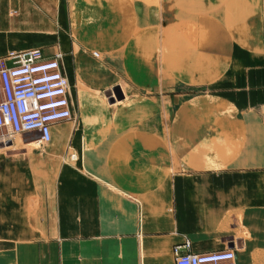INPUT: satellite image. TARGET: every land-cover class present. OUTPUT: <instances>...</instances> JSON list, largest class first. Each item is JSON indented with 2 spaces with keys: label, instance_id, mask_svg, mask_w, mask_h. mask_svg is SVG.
<instances>
[{
  "label": "crops",
  "instance_id": "0c3cea01",
  "mask_svg": "<svg viewBox=\"0 0 264 264\" xmlns=\"http://www.w3.org/2000/svg\"><path fill=\"white\" fill-rule=\"evenodd\" d=\"M12 1L22 20L44 23L29 24L28 38L44 37L48 57L62 53L78 122L55 124L51 142L67 132L57 154L79 158L33 180L31 208L10 200L31 213L29 228L13 246L0 243V264H174L185 238L190 252L223 249L185 230L226 227L231 211L239 264H264L263 0H164L205 11L194 19L193 68L157 43L161 29L138 20L129 0ZM118 84L126 97L111 103ZM182 86L207 91L189 98ZM179 165L189 172L172 174Z\"/></svg>",
  "mask_w": 264,
  "mask_h": 264
},
{
  "label": "rangeland",
  "instance_id": "374dc122",
  "mask_svg": "<svg viewBox=\"0 0 264 264\" xmlns=\"http://www.w3.org/2000/svg\"><path fill=\"white\" fill-rule=\"evenodd\" d=\"M163 2L164 0H129V8H134L132 11L134 12V16L138 20H142L146 23L149 22L151 25H154L155 23V26L161 27L159 24L162 20H160L161 18H158V14L161 13L162 8H166L169 5H172V3L163 5ZM143 13H146L147 16H142ZM194 19L195 16L190 18V21L187 20L186 17H183L181 19H177V21L175 20L174 22L180 23L184 22L185 20L191 23L193 22L192 25L194 27L196 26L195 28H198V26L194 22ZM172 21L170 22L166 20V22H168L167 25L169 26V24L173 23ZM29 24L34 28L39 29L43 26L44 23L39 19L29 20V22L22 20L20 12L17 8L14 7L12 0H0V57H3L7 54V52L11 50H25L29 48H39L49 45L44 37L28 38L27 34L30 32ZM48 26L51 25L48 24ZM160 29L161 35L157 36V43H166L171 46L176 53L177 61H179L182 66H189L191 63L195 64L196 61H198V57L200 55L197 53V51L195 53L192 51L186 54L183 51L184 47L181 48L176 44L175 34L170 28L161 27ZM197 40L198 37L196 38V41ZM198 45L199 44H196V47ZM92 54L95 57L99 56L98 52H92ZM116 88H118V90L123 95L122 99H125L126 96L124 93V86L122 84H118L110 88L109 91L111 93V96H113L114 89ZM176 88L178 89V86H176ZM182 89H184L183 92L189 98L197 95H203L207 91V89L203 88V86H182ZM107 99L109 100L108 94ZM115 101L120 100L115 99ZM67 122H69L67 126L72 127L74 124H77L78 117H76L75 115L72 120ZM57 134L58 138H54L51 143L43 145H30V143L32 141L34 142L35 140V136L31 134L11 135L6 134L5 131H0V139H6L0 142V174H3V176L0 178V189H2V191L5 189L7 205V212H5L4 215L2 213L0 214V218L5 216V223L4 225L0 226V240H3L0 243H5L7 247L13 246L23 238V232L27 231V229L29 228L27 224V218H29L31 215L30 212H14L13 209H15V206L13 205V202H10V200H14L13 198L21 201L25 200L27 208H31L30 199H24V196L28 193V190L36 188L35 183L37 182L33 180L39 179L38 183L43 184L45 182L40 180H45L47 176L51 177V170H57V168L60 165H63V163L72 164L78 161V153L72 149L67 150V154H61L58 156L57 153L60 151L62 153L65 149H58V146H67V142L63 141L66 139L67 132H64L63 135H59V132ZM72 155H76L75 160L72 159ZM175 169H171L172 174L175 173V171H178L180 173L189 172L183 165H179L177 169ZM19 206L20 202L16 203V208H19ZM237 216V212L233 211L225 214L224 217L221 218L222 221L219 223L221 225H226V227L223 228H187L185 232L193 239L195 244L209 243L215 245L224 243L222 246L225 248L228 247V245H225V243L233 241V243H235L234 245H237ZM209 217L211 220L214 219L212 214L209 215ZM213 233L219 235H212ZM244 235L245 234H243V236ZM246 237L248 238V233L246 234Z\"/></svg>",
  "mask_w": 264,
  "mask_h": 264
},
{
  "label": "built area",
  "instance_id": "2783aa9c",
  "mask_svg": "<svg viewBox=\"0 0 264 264\" xmlns=\"http://www.w3.org/2000/svg\"><path fill=\"white\" fill-rule=\"evenodd\" d=\"M62 53L48 57L41 48L11 50L0 57V131L31 134L41 145L52 140V127L75 114ZM185 238L173 246L174 264H239L236 248L194 253Z\"/></svg>",
  "mask_w": 264,
  "mask_h": 264
},
{
  "label": "bare ground",
  "instance_id": "6f19581e",
  "mask_svg": "<svg viewBox=\"0 0 264 264\" xmlns=\"http://www.w3.org/2000/svg\"><path fill=\"white\" fill-rule=\"evenodd\" d=\"M147 1V0H145ZM199 4V3H198ZM202 4V3H201ZM238 4H239V1H238ZM200 5V4H199ZM224 6V5H223ZM248 6V5H247ZM218 8V7H217ZM232 8V7H230ZM234 8V7H233ZM245 8V7H244ZM238 9V8H237ZM247 9V8H246ZM245 9V10H246ZM236 10V9H235ZM222 11V10H221ZM160 12V11H159ZM246 12V11H245ZM229 13V11H228ZM233 13V12H232ZM244 13V12H243ZM201 14V16L203 14H205V11L203 10L202 7L200 6H196L195 4H189V3H186V4H182L180 6H176V5H169L168 7L166 8H162L161 10V13L158 14V18L161 21V23L159 24L162 28H170L172 30V32H174L175 34V42L176 44L183 48V51L184 53H189V52H196L200 55V53L198 52V49H196V44H199L198 43V40L196 41V38L198 37V33H199V29L198 28H195L192 24L193 22H189L190 21V18L196 16V15H199ZM227 14V13H226ZM240 14V13H239ZM238 14V15H239ZM161 15V16H160ZM212 15V14H210ZM142 16H147L146 13H143ZM234 15H232L233 17ZM235 16H237V14H235ZM240 16V15H239ZM183 17H186L187 20L189 21H185L184 22H174L175 20L177 21V19H181ZM105 20V19H104ZM166 20L168 21H172L173 23L169 24V26L167 25L168 22H166ZM235 20V19H234ZM181 21V20H180ZM195 25V24H194ZM159 27V28H161ZM165 30V29H164ZM168 30V29H166ZM169 32V31H168ZM171 35V34H170ZM125 41V40H124ZM173 41V40H171ZM180 48V49H181ZM212 50V49H211ZM179 52V51H178ZM192 54V53H191ZM190 55V54H189ZM190 57V56H189ZM192 57V56H191ZM139 57H137L138 59ZM136 58H133L132 60H134ZM136 59V60H137ZM196 61V60H195ZM136 62V61H135ZM183 62V61H182ZM192 67V65H190ZM193 68V67H192ZM194 73V72H193ZM69 83V82H68ZM70 87V86H69ZM123 91V90H122ZM120 92V91H119ZM110 93V91H109ZM113 93V92H112ZM121 93V92H120ZM111 95V93H110ZM114 95V93H113ZM123 96V95H122ZM59 135H63L62 132H59ZM6 140L5 138H2L0 139V142ZM39 145L40 143L38 141H34V142H31L30 145ZM73 160L76 159V155H72L71 156ZM237 239L239 238V236H236ZM235 244V243H234ZM236 248V246H234ZM233 247V248H234ZM228 248V247H227ZM173 249V248H172ZM232 249V248H230ZM237 251V250H236ZM173 253V251H172ZM195 253V252H194ZM201 253V252H199ZM174 257V255H173Z\"/></svg>",
  "mask_w": 264,
  "mask_h": 264
},
{
  "label": "water",
  "instance_id": "95a60500",
  "mask_svg": "<svg viewBox=\"0 0 264 264\" xmlns=\"http://www.w3.org/2000/svg\"><path fill=\"white\" fill-rule=\"evenodd\" d=\"M109 96V102L113 103L116 100H121L123 98L122 94L119 92L118 88L114 89V95L111 96L110 93H108ZM234 247V243L233 241H230L228 243V248H233Z\"/></svg>",
  "mask_w": 264,
  "mask_h": 264
}]
</instances>
